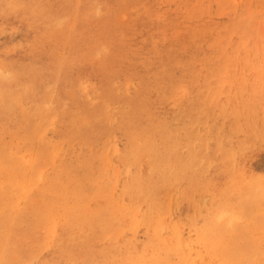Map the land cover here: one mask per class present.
Wrapping results in <instances>:
<instances>
[{"label":"rangeland","instance_id":"rangeland-1","mask_svg":"<svg viewBox=\"0 0 264 264\" xmlns=\"http://www.w3.org/2000/svg\"><path fill=\"white\" fill-rule=\"evenodd\" d=\"M139 262L264 264V0H0V264Z\"/></svg>","mask_w":264,"mask_h":264},{"label":"bare ground","instance_id":"bare-ground-1","mask_svg":"<svg viewBox=\"0 0 264 264\" xmlns=\"http://www.w3.org/2000/svg\"><path fill=\"white\" fill-rule=\"evenodd\" d=\"M88 88H89V87H88ZM90 90H92V89H90ZM102 91H105V90H102ZM2 101H3V100H2ZM20 104H21V102H20ZM109 107H110V106H109ZM30 108H31V107H30ZM70 114H71V113H70ZM42 115H43V114H42ZM42 115H41V116H42ZM44 115H45V114H44ZM46 115H47V114H46ZM41 116H40V117H41ZM52 118H53V117H52ZM42 120H44V119H42ZM45 121H46V120H45ZM49 121H51V120H49ZM52 121H53V120H52ZM52 121H51V122H52ZM132 121H133V120H132ZM65 125H66V124H65ZM42 141H43V140H42ZM118 167H119V166H118ZM115 169H116V168H115ZM178 178H179V177H178ZM176 179H177V178H176ZM175 181H176V180H175ZM153 184H154V183H153ZM169 185H170V184H169ZM148 186H149V185H148ZM140 187H141V186H140ZM166 188H167V187H166ZM150 191H151V190H150ZM147 192H148V191H147ZM147 192H146V193H147ZM112 197H113V196H112ZM144 199H145V198H144ZM150 200H151V199H150ZM146 201H147V200H146ZM148 201H149V200H148ZM114 204H115V203H114ZM148 204H149V203H148ZM133 211H134V210H133ZM153 217H154V216H153ZM133 219H134V218H133ZM149 220H150V218H149ZM161 222H162V221H161ZM161 222L158 223L157 226H159V224H160V226H161ZM134 224H135V223H134ZM146 225H147V224H146ZM162 225H163V224H162ZM134 226H135V225H134ZM134 226H132V227H134ZM157 226H156V227H157ZM156 227H155V229H156ZM132 229H133V228H132ZM134 229H135V228H134ZM155 229H154V230H155ZM161 229H162V227H161ZM154 230H153V231H154ZM158 230H159V228H157V230L154 232L155 235H156V232H157ZM175 231H176V230H175ZM158 234H160V233L158 232ZM156 236H157V235H156ZM157 237H158V236H157ZM158 238H159V237H158ZM181 240H182V238H181ZM181 242H182V241H181ZM182 243H183V242H182ZM179 244H180V243H179ZM180 246H183V245H180ZM4 258H5V257H4ZM136 263H138V262H136ZM139 264H140V262H139Z\"/></svg>","mask_w":264,"mask_h":264}]
</instances>
